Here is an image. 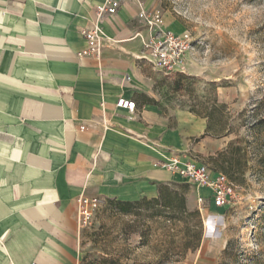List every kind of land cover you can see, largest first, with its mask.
I'll use <instances>...</instances> for the list:
<instances>
[{
  "label": "crops",
  "instance_id": "1",
  "mask_svg": "<svg viewBox=\"0 0 264 264\" xmlns=\"http://www.w3.org/2000/svg\"><path fill=\"white\" fill-rule=\"evenodd\" d=\"M100 1L0 0V264H80L77 198H156L175 176L155 163L206 127L163 110L139 0L97 21L99 57L75 55ZM163 27L180 30L165 14ZM118 98L136 109L116 108Z\"/></svg>",
  "mask_w": 264,
  "mask_h": 264
},
{
  "label": "rangeland",
  "instance_id": "2",
  "mask_svg": "<svg viewBox=\"0 0 264 264\" xmlns=\"http://www.w3.org/2000/svg\"><path fill=\"white\" fill-rule=\"evenodd\" d=\"M139 1L195 44L184 73L158 72L154 84L166 113L184 110L209 125L182 137L170 158L225 173L238 198L200 210L195 185L174 173L169 183L186 187L170 186L161 201L101 199L81 226L80 264L102 257L121 264H264V0ZM228 242L233 250L224 257Z\"/></svg>",
  "mask_w": 264,
  "mask_h": 264
},
{
  "label": "built area",
  "instance_id": "3",
  "mask_svg": "<svg viewBox=\"0 0 264 264\" xmlns=\"http://www.w3.org/2000/svg\"><path fill=\"white\" fill-rule=\"evenodd\" d=\"M120 5L119 0H101L95 5V22L89 28L80 30L85 38L87 48L76 52L77 57H99L103 45V37L97 21L116 13ZM6 10L16 12V8L6 7ZM138 17L143 20L147 34H139L143 45V56L153 69L164 74L184 73L187 68L188 54L195 44L189 32L177 33L164 29V14L159 9L147 10L142 8ZM120 108L132 113L136 109L133 100L118 98L115 103ZM156 166L177 173L186 181L199 187L209 189L207 197L197 198L199 209H209L229 206L238 198L236 185L223 172L211 170L205 163L193 159L181 161L173 157L167 161H158ZM78 208V222L80 226L90 223L98 207V199L79 197L76 200Z\"/></svg>",
  "mask_w": 264,
  "mask_h": 264
},
{
  "label": "trees",
  "instance_id": "4",
  "mask_svg": "<svg viewBox=\"0 0 264 264\" xmlns=\"http://www.w3.org/2000/svg\"><path fill=\"white\" fill-rule=\"evenodd\" d=\"M203 117H208V115H203ZM208 126H206V128H208ZM176 186V187H186L185 184H169V185H161L160 188H159V192H158V196L156 198H153V200L155 201H161V199L164 197V193L166 190L169 189L170 186ZM118 203H127L129 201H119V200H116ZM200 237H201V232L199 231L198 234H197V237H196V243L191 245V248L194 249L197 247L198 245V241L200 240ZM233 248H231V243L228 242L227 243V246L225 247L224 251H223V256H228L230 255V253L232 252ZM84 259H82L83 261ZM89 264H95L94 262H90ZM96 264H121L119 259H116V258H106V257H102L99 262H97ZM251 264H259L257 261H253Z\"/></svg>",
  "mask_w": 264,
  "mask_h": 264
}]
</instances>
